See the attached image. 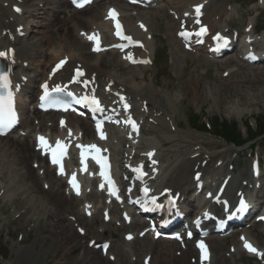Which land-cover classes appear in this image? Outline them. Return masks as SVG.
Returning a JSON list of instances; mask_svg holds the SVG:
<instances>
[{
    "label": "bare ground",
    "instance_id": "bare-ground-1",
    "mask_svg": "<svg viewBox=\"0 0 264 264\" xmlns=\"http://www.w3.org/2000/svg\"><path fill=\"white\" fill-rule=\"evenodd\" d=\"M161 2H164L167 7L159 5L141 9L135 5L125 4L123 0H104L100 5H90L91 7L87 10H77L73 9L67 0H0V52L6 53L3 61L8 70L9 90L18 95L15 107L22 112L32 108L34 118L38 119V128L33 125L31 131H40L41 128L44 130V127L49 128L51 135L45 132L46 130L44 134H40L44 136L47 144L50 145L51 142L59 140L68 145L67 151L70 152L79 143L85 142V139L81 138L79 132L76 131L78 129L83 132L84 136L88 134L89 141L85 144L98 143L102 146L109 144L106 138H101L100 133L91 131L86 120L74 118L72 115L67 116L63 125L54 118V115H50L47 121H50L51 124L46 126L44 117L40 116V110L34 106V102L38 101L42 94L43 85H62L71 78V68H79L85 74L82 81H87L88 92L96 94L101 99L105 109L107 107L105 100L106 102H114L115 113L112 116L118 115L117 120L119 117L124 121L130 119L137 125L138 138H141V141L136 147L131 146L127 150V155L132 158L138 155L142 163H146V165L142 168L135 166L127 172H133L132 177L134 175L141 176V173L145 174L147 177L141 182L144 183L143 187L150 188V195H159L165 189L166 196L181 198L182 207L189 214L195 209L192 205V199H187V195L190 194L189 192H193L194 186L197 187L202 176L199 169L206 160L213 165L216 164V167L209 169L208 174L205 175L207 176L205 180L213 181L215 184L212 191L209 189L203 191V194L208 195V199L233 196L237 188H242V181H246L248 185L253 180L250 181V171L247 177L240 178V175L238 177V174L235 173L232 177L229 175L228 165L231 164V161H227L228 148L211 140L202 141L196 131L178 128V123L175 125V115L178 112L177 105L180 106L183 99L193 93L205 102L212 99L211 112L217 110L222 102L224 106L225 102H229L228 105L230 104V106H225L224 116L242 118L255 111L249 108L252 103H260L261 99H264V86L260 91L256 90L257 93H255V89L252 90L246 83L253 79L262 83L261 76H264V69H260L261 74L254 73L252 66L258 64L250 65L251 63L244 59L245 55L242 52L247 44V37H249L246 30L242 33L239 43H235L233 35L228 34L225 30L227 24L223 19L227 13L223 3L213 0H162ZM197 5H203V7L200 18L194 19L191 14L195 12ZM17 8L20 9L19 12L15 10ZM109 8L118 9L126 32L139 42L138 46L126 51L109 48L114 43L110 40L111 30L107 20ZM157 18L165 21L168 37L173 42L172 54L176 56V60L172 63V67L178 71L175 76L180 78L190 74L183 85L180 84V81L172 79L166 85L168 92L160 89L155 78L148 81L145 79L147 63L130 65L126 59L128 56L135 60L148 61L150 59L151 44L149 39L161 40L159 32L162 27L156 26L157 29L155 30L151 23L157 24ZM195 24H203L208 27L209 37L207 41L217 42L220 41L216 39L218 35L220 37L226 36L229 38V43L225 51L234 47V50H228L229 53L224 59L218 61L215 74L210 76L208 74L210 61L200 54H196L192 58L194 62L195 58L198 59L197 62H193L194 69L192 72L190 66L193 63L187 64L184 61L183 66H179V60H177V53L179 52L177 45L180 40L176 36L179 30L177 27H194ZM92 35L100 37V51H93L96 46L93 40L88 39ZM263 42L264 37L261 36V39L248 43L253 49L248 53H258ZM9 48L15 51L14 57H8ZM41 49L44 50L41 52ZM65 58L67 62L54 72L55 66ZM260 59L264 61V54L260 56ZM243 63L248 70L244 71L246 68ZM232 64L236 65L237 70H229L223 75L221 68L223 70ZM203 66H205V71L202 76H196L195 70ZM204 80L213 81L214 84L211 87L203 86ZM229 81L231 82L224 85ZM100 83L101 91L99 90ZM104 87H109V93H104ZM122 97L123 99H121ZM24 98H29L31 101L24 103ZM243 99L247 102L245 107H241ZM125 104L129 106L128 111L123 110ZM24 118L25 125L30 126L32 119H28V115ZM69 131L71 135H69ZM34 132H32V137ZM38 136L35 134V140ZM30 137L31 135L26 133L22 138L12 137L8 141L6 140L4 144H1L4 137H0V184L3 190L1 198L10 201V204L13 205L17 194L20 193L22 195L20 200L22 207L30 212V216L40 228L32 243L18 249L16 259L21 264H36L39 256H33V245L37 238H50L48 234H52L53 240L54 238L59 240L62 242L61 246L68 249L67 244L63 242L68 238L66 231H71L74 224L67 220V215L75 216V222L84 226L86 230L91 229L92 225L87 221L90 212L82 213L78 208L80 205L82 206V201L65 195L64 183L60 178H56L52 170L45 165L46 161L41 155V148L35 142H31ZM134 139L126 141L120 138L116 143H112L113 138L110 139L111 151H106L115 166L117 163L120 164L119 155H122L119 142L121 145L126 143L129 145ZM174 142L176 143L174 144ZM148 151L153 153L151 157L148 155L150 153ZM156 156L160 159L161 164H152L151 160H154ZM33 163H38L37 169ZM43 168L44 175L41 177L37 172ZM136 169H140V172H137ZM67 173H69L68 169L65 174ZM73 173L82 180V169H77ZM119 174L120 179L123 180L124 173L120 170ZM13 177L16 178V181ZM260 178L261 185L259 188L263 189L264 172H261ZM177 180L180 182L178 186ZM20 181L22 184H19ZM39 181L41 185L44 181L47 182V190L44 187L41 189L42 186H39ZM224 182L226 189L223 193L218 194L219 187ZM155 185L158 187L155 188ZM166 196L159 195V200L163 201ZM254 196V201L257 203L254 204V207H250L249 212L259 214L256 208L260 202L261 205H264V190L263 194ZM87 197L98 200L100 194L92 192ZM88 208L86 205L82 210ZM94 210H97L96 205ZM203 213L196 210L194 212L198 216L196 220H200ZM101 214V211L97 210L90 221ZM120 219L125 221L124 218ZM98 222L104 224L101 217ZM104 225L109 228L106 230L109 234H118L119 238L120 236L122 238V234L119 233L121 227H115L110 223ZM122 226L127 235L132 237V239L127 238L122 241L126 248H121L122 251L126 254L131 253L128 248L131 242L134 250L140 256L139 263L135 261L131 264H141V259L145 262L150 261V264H210L195 256L191 245H188L186 250L190 256L194 255L193 260L186 258V256L190 258L188 254L182 258H176L173 253L180 251V249L175 241L168 239L153 241L148 236L147 231L140 232L139 235L134 233L135 225ZM57 229H60L59 233H57ZM253 231L255 229L249 232L253 233ZM254 237L258 241L257 236L254 235ZM244 240L246 239H242L241 242L243 247ZM211 243L213 244L210 246L212 258L210 251L206 249L210 254L209 260H212V264H217V261L223 264V259L216 258L219 242L212 239ZM69 246L74 250L80 247V242L75 241ZM120 247L121 244L117 243V252H120ZM110 251L109 248V253ZM95 254L97 258L95 255H91L94 264H111L102 259L100 252H95ZM242 256L243 254L236 250L234 254L230 255V260L225 259L224 264H235L237 263L236 260ZM114 261H116V257ZM81 264H86V262L82 261Z\"/></svg>",
    "mask_w": 264,
    "mask_h": 264
},
{
    "label": "rangeland",
    "instance_id": "rangeland-1",
    "mask_svg": "<svg viewBox=\"0 0 264 264\" xmlns=\"http://www.w3.org/2000/svg\"><path fill=\"white\" fill-rule=\"evenodd\" d=\"M224 1L226 3L231 2V4H232L231 6L234 8L236 5L240 4V1H244L245 4L247 2L248 3L253 2V4L251 6H256L255 1H257V0H224ZM243 9L247 10L248 8L245 6ZM246 20H247V17L245 19H243L242 21H240V19H239V20L235 21V23H233V26L236 29L241 30V27L246 23ZM151 23H152V26L155 28L156 23L155 22H151ZM164 28H165V25H163L161 33H162V36L166 37V35H165L166 29H164ZM157 47H158L157 51L162 49L163 53H166L168 56V55H170V52H171L172 42H171L170 38L166 37L163 42H161V43L157 42ZM155 55H156V52H155V54H153L154 63L148 67L147 78L148 79L151 78L153 73L158 72V74L156 75V79L158 80V83L163 90L164 86L170 83V78H167L166 76L159 75L162 73H160V71H157V67H155V65L157 63V61L155 59ZM177 56H179L178 53H177ZM192 56H193L192 54H187L186 56L184 55L187 64H190V63L192 64L194 62V60L191 59ZM183 59H184L183 56L179 59V61H180L179 66L183 65ZM166 61H167V57H166L165 63L162 64L159 68L163 69L164 72H166L167 74H169V76H171L173 74V70L171 69V65L167 66ZM195 62H197V60H195ZM194 63L190 66L191 72L194 69ZM165 65H166V67H165ZM228 67L226 69H228ZM231 67H233V65H231ZM204 71H205L204 66L201 68H198L197 70H195L196 76L201 77L202 74L204 73ZM252 71L254 73L261 74V72H259L260 67H256V66L253 67ZM208 74H209V76L212 74H215V66H212L211 69L208 70ZM189 75H190L189 73L186 74V76L180 80L181 85H183V82L186 80V78ZM230 82L231 81L226 82V83H224V85H226ZM261 82L262 83H259L253 79V80L246 82V83L249 85L250 88H252V90L255 89V93H257V91H260L261 88L264 86V76H261ZM207 83H209V84H207ZM177 84H178V82H177ZM213 84H214L213 81L204 80L202 82V85L206 86V87H211ZM195 95L196 94L188 95V97L185 98L182 102V106H181V108L179 110V114H178V119H179V121H181L182 124H185L186 114H188V112H189L191 114L192 113H198L199 115H201V117H203V119H205V118L209 119V118H213L215 116H219L220 118L228 120V121H236L238 123V128L240 130H242V126H241L238 118L233 117V118H227L226 119L224 117V114L226 111L225 106H227L229 102H225V106L222 102V104L218 108V111L216 110L212 113L211 112L212 99H209L205 102L201 98H198L197 95L196 96ZM246 104H247V102L243 99L241 101V107H245ZM228 106H230V104ZM249 108L254 109L255 112L253 115L246 116L244 119H242V120H246V122L252 121V117L254 115L264 113V99H261L260 103L259 102L252 103L251 107H249ZM201 136L205 141L211 140L214 142H218L220 145L225 146L227 148L230 147V150L232 152H234V154L232 155V158L234 159L233 162L238 160L240 162L241 167H244V166H247V168L249 167L250 158H248L249 149H248L247 145H245L242 148V150H244V152H241V149H234L231 145L225 144L221 139H219L216 136L213 137V135L210 136V134H206V133H202ZM4 141L5 140L2 141V144L4 143ZM260 154L263 157L264 147H262V149H260ZM263 167H264V159L262 162V168ZM39 184H40V182H39ZM16 204L20 205L21 203H20V201H16ZM88 222H90V221H88ZM37 230H38V227H36V222L34 221L33 218L30 219V212L29 211H26L24 209H17V208H15V205H11L10 203L0 199V252H2V254L6 257L7 263L18 264L15 262L16 253L18 251V248L20 246L30 244L36 238ZM59 230L60 229H58L57 231H59ZM18 233L23 236L22 242L19 241L18 239H16ZM66 235L68 236V238L64 243L67 244L68 249H65L63 246L57 245L52 238H50V239L45 238L42 240H38V244L36 247L38 253L45 252V254L49 260L54 261V262H59L61 264H81L82 261L86 262V264H94L93 260H90V257H89L91 255L90 252H92V249L87 247V242L89 240H94V239H96L97 241H99L101 239H106L108 236H111L112 234L109 235L108 233H106L105 228L100 223L95 222V223H93L90 231L83 237L78 236L80 234L78 232L75 233V231H73V230H71L70 232L66 231ZM76 237L78 238L77 240L82 244V248L79 250H78V248L73 250L69 246V245L73 244L75 241H77ZM112 237L117 238L119 240V238L116 234H113ZM114 246L115 245H113V247ZM226 247H227L226 244H220V246L217 249L218 255L224 254L226 252ZM115 253H116V251H115ZM77 257H79V258L77 259ZM120 263L121 264H129L130 263L129 257H127L125 254L117 253V261L113 264H120ZM246 264H255V263L253 261H248Z\"/></svg>",
    "mask_w": 264,
    "mask_h": 264
},
{
    "label": "snow or ice",
    "instance_id": "snow-or-ice-1",
    "mask_svg": "<svg viewBox=\"0 0 264 264\" xmlns=\"http://www.w3.org/2000/svg\"><path fill=\"white\" fill-rule=\"evenodd\" d=\"M74 2H76V0H74ZM88 0H84V3H87ZM133 2H135V0H133ZM78 6H83V4H79ZM203 7V5H197L195 7V12L197 17L201 14V8ZM17 12L20 11L19 8L15 9ZM109 17L113 20H116V27L117 29H120L121 25L119 24L118 20H117V16L118 14L115 12V10H109ZM197 22H199L197 20ZM141 27H143V25H141ZM206 32V28H201L200 32L197 33V35H203ZM116 35L121 36L122 39H126L131 41V37H127L124 36L122 34V32L117 31ZM180 35L184 36L187 38V36L189 35L188 33L182 32L180 33ZM89 40H94L96 42V47L93 48V51H100V47H99V40L95 35L89 36L88 37ZM216 39L218 40H224L225 44H227V40L224 37H220L219 35L216 37ZM6 53L4 52H0V56H5ZM126 59H130L132 60L131 56L126 57ZM66 58L64 60H61L56 66L55 69L53 70L54 72L58 69H60L65 63H66ZM133 62H136L133 60ZM142 63H148L149 61H140ZM85 74L83 71H81L79 68L76 69V75L73 77V80H77L80 77H83ZM0 82H2V84H0V87H3L4 89H8L9 88V81H8V77L6 75H0ZM85 84H87V81H84ZM45 88V95L41 97L42 101H45L47 103L48 106L50 107H56V108H60L64 111H67L71 105L73 103L75 104H81L84 107L89 108L93 113L96 112H102L103 108L100 106L99 101L95 98L92 97L91 99L87 96L81 97V98H76L75 96H73L72 93H68V96L71 97V100H60V99H50L48 96V90H47V85L43 86ZM55 92H62L63 89L60 88L59 85L56 86V88L54 89ZM123 99V97L121 98ZM41 107H45V104H41ZM129 106L127 104H125V109H127ZM81 115H83V113H81ZM17 117H16V112L14 110L13 107V95L11 91L7 92L6 96L0 95V135H5V129H11L13 127V125L16 123ZM103 122L102 121H98L97 122V130L100 132V136L101 138H105V135L102 131H100V126ZM128 123H131L132 128L134 131H137V125L134 121L129 120ZM61 124L63 125L64 122L61 121ZM69 135H71V132L69 131ZM38 140L40 141V145L45 147V149L49 148V145L47 144V141L45 140L44 137H38ZM68 145L63 144L61 141H57V147L56 149L51 150V158H52V163L54 165H61L60 167V173L61 175L64 174V170L61 164L62 158L63 156L66 154V149H67ZM77 147L80 148H84L85 146L83 145H77ZM87 148H91V149H96L97 152H99L100 150L96 148L95 145H89L87 146ZM148 155L151 157L153 155V153H148ZM81 157L82 160L81 162L83 163V158H84V152L81 153ZM97 161V163L101 164V176L107 181L108 185H109V192L111 195H114L117 197V199H119L118 196V190L115 188L114 186V182L111 180L110 176L108 175L107 172V163L106 161H104V159L102 157L96 156L94 157ZM153 163H155V161H153ZM137 172H140V169H136ZM143 173H141L142 175ZM69 184L72 185V187L76 190L77 195L79 194V185L78 182L76 181V176L75 173L72 174V177L69 179ZM101 188H103V184L101 185ZM145 194H147L148 189L145 188L144 189ZM152 203L157 207H162V205L156 204L155 202V198L153 199ZM169 203H174L172 201H169ZM225 204H227V202H225ZM249 209V204L245 201V199L243 197H241V199L239 200V204L238 206L235 208V211L229 216V219H231L232 215H236V214H243L246 211H248ZM225 211H228V208L225 207ZM205 217H208V213L204 214ZM105 218L107 219V214H105ZM125 219H128L127 215H125ZM261 219H264V217H261ZM197 225H199V220H197ZM221 223H223V221H221ZM83 231V230H81ZM188 236L191 237L192 233H188ZM128 239H132L131 235H129L127 237ZM243 239V238H242ZM105 249H107L108 245L105 244L103 246ZM198 247L201 249V253H202V259H207L208 257V252L206 250V246L204 245L203 242H200L198 244ZM244 247L252 253H257L258 255H264V253H258L257 249L254 248L247 240H244Z\"/></svg>",
    "mask_w": 264,
    "mask_h": 264
},
{
    "label": "trees",
    "instance_id": "trees-1",
    "mask_svg": "<svg viewBox=\"0 0 264 264\" xmlns=\"http://www.w3.org/2000/svg\"><path fill=\"white\" fill-rule=\"evenodd\" d=\"M260 129H261V130H264V124H262V125L260 126Z\"/></svg>",
    "mask_w": 264,
    "mask_h": 264
}]
</instances>
